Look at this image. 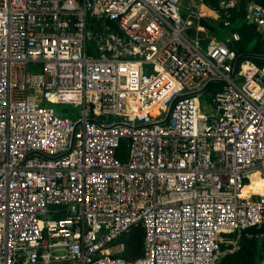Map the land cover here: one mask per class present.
Masks as SVG:
<instances>
[{
    "label": "built area",
    "instance_id": "obj_1",
    "mask_svg": "<svg viewBox=\"0 0 264 264\" xmlns=\"http://www.w3.org/2000/svg\"><path fill=\"white\" fill-rule=\"evenodd\" d=\"M238 3L217 0L223 26ZM213 12L202 0L184 18L178 0H0V264H215L223 233L262 235L264 186L242 189L253 174L264 184V65L182 33L218 26ZM245 12L264 38V5ZM90 16L117 31L93 54ZM210 82L221 87L200 102ZM68 102L76 120L50 105ZM136 224L142 256L126 262L106 245Z\"/></svg>",
    "mask_w": 264,
    "mask_h": 264
},
{
    "label": "trees",
    "instance_id": "obj_2",
    "mask_svg": "<svg viewBox=\"0 0 264 264\" xmlns=\"http://www.w3.org/2000/svg\"><path fill=\"white\" fill-rule=\"evenodd\" d=\"M253 1L264 5V0ZM202 2L208 4L214 12H219L217 0H202ZM246 2L247 0H239V3L235 8L228 10V17L226 19L228 20L229 25L223 26L220 21L218 22L217 28H228L226 38L230 36L232 32H236L238 39L236 41H227L228 46L235 50L239 59L248 58L255 62L259 67H262L264 65V38L251 23L247 22L245 12ZM218 17L223 18L221 10ZM104 25L116 29L115 24L106 18L94 16L87 18L86 30L88 26L90 31V44H86L88 54L94 53L93 50L95 49V46L93 48L90 46L93 44L96 45L99 37L104 32ZM206 42L207 40L205 43ZM220 87L216 86V83L210 82L207 84L206 90H217L220 89ZM123 148V144H119L115 154L117 158H124L125 154ZM247 231L248 233H251L250 236L245 235V231H241L240 233L225 232L222 234L223 239H231L233 242L219 243L220 254L215 264H252L261 258H264V229H262L261 236H254V230ZM111 242L114 244H122V250L117 255L126 262H133L140 258L143 252V232L141 225L136 224L131 226L128 230L120 233Z\"/></svg>",
    "mask_w": 264,
    "mask_h": 264
},
{
    "label": "rangeland",
    "instance_id": "obj_3",
    "mask_svg": "<svg viewBox=\"0 0 264 264\" xmlns=\"http://www.w3.org/2000/svg\"><path fill=\"white\" fill-rule=\"evenodd\" d=\"M199 1L200 0H178L180 15L184 18L185 14L187 13L188 10L197 9V7L199 5ZM202 8L205 11L212 12L210 9L206 8L204 5L202 6ZM213 13L216 16V20H218V13H215V12H213ZM194 27H195V23H192L191 25H188V26L183 24L182 33L184 35H186L189 39H192V40L195 38H198L200 40V43H202L201 48H203V44L208 39H212L215 42L224 41V39L226 38V34L228 33V28H226V27H223L220 29H218L217 27H214L215 29H213V30H201V31H196ZM104 32H111V33L116 34L117 31L114 28H108ZM89 36H90V31H89V28L87 26V39H86L87 45L90 44V40H89L90 37ZM121 38H122V40H125L124 36H122ZM94 46H95V44L91 45L90 47L93 48ZM28 71L37 73L40 71V67L38 64H30L29 63L28 64ZM119 83L120 84L123 83L122 78H120ZM220 85H221V83H219V82L216 83V86L220 87ZM196 96L200 102H202L203 100H207L209 97L208 90H204L203 92H201L200 94H197ZM44 104H45V101L42 100L41 105H44ZM50 105L53 107L55 114L60 116V117L66 116L71 120H76L77 118H79L81 116L82 106L79 103H71V102H68V103H51ZM207 107L203 106L202 111L206 115H215V113L211 110V107H209L210 109H207ZM85 111H87V109ZM109 120H117V118L108 116L104 119L105 122H108ZM247 184H248V187L251 186L250 182ZM106 247L108 248L109 252L116 253L115 255H117L122 250V244H119V243L114 244L113 242H111V243L107 244Z\"/></svg>",
    "mask_w": 264,
    "mask_h": 264
},
{
    "label": "bare ground",
    "instance_id": "obj_4",
    "mask_svg": "<svg viewBox=\"0 0 264 264\" xmlns=\"http://www.w3.org/2000/svg\"><path fill=\"white\" fill-rule=\"evenodd\" d=\"M251 178L253 179L252 181H250L251 186L248 187V184H246L245 187L242 189L243 195H254L255 193L253 192H261L263 189V181L257 179V176L255 174H253Z\"/></svg>",
    "mask_w": 264,
    "mask_h": 264
},
{
    "label": "water",
    "instance_id": "obj_5",
    "mask_svg": "<svg viewBox=\"0 0 264 264\" xmlns=\"http://www.w3.org/2000/svg\"><path fill=\"white\" fill-rule=\"evenodd\" d=\"M200 23H201V25L204 24L202 21H201ZM69 24H70V22H69ZM88 106H89V108H91V104H89ZM103 118H104V116H99V119H100V120L103 119ZM48 207H49L50 209H51V208H55V209H59V210H61V209L63 208L62 205H59V206H56V205H49ZM54 217H56V215H54Z\"/></svg>",
    "mask_w": 264,
    "mask_h": 264
},
{
    "label": "crops",
    "instance_id": "obj_6",
    "mask_svg": "<svg viewBox=\"0 0 264 264\" xmlns=\"http://www.w3.org/2000/svg\"><path fill=\"white\" fill-rule=\"evenodd\" d=\"M220 21L222 22V18L220 17ZM215 27H217V26H215ZM236 33V32H235ZM237 34V33H236ZM229 37L230 36H228L227 38H225L224 39V41H222V42H226L227 43V41H229L230 39H229ZM208 41V40H207ZM231 41V40H230Z\"/></svg>",
    "mask_w": 264,
    "mask_h": 264
}]
</instances>
